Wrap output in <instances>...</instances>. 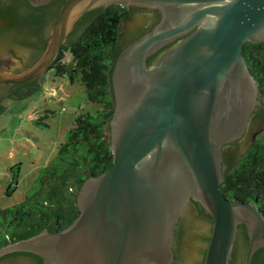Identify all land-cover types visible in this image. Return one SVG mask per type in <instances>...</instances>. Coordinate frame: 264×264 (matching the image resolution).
I'll use <instances>...</instances> for the list:
<instances>
[{"label": "water", "instance_id": "obj_1", "mask_svg": "<svg viewBox=\"0 0 264 264\" xmlns=\"http://www.w3.org/2000/svg\"><path fill=\"white\" fill-rule=\"evenodd\" d=\"M109 4L160 13L156 24L120 51L112 71L113 163L84 181L71 224L9 242L0 257L30 251L46 264H173L177 223L194 198L212 216L203 264H229L239 224L249 237L244 264H251L264 247V217L253 202L227 198L221 183L225 145L232 143L226 149L240 157L264 130L263 121H250L260 93L243 54L245 41L264 39V0H64L46 48L31 66L12 71L32 52L19 45L11 53L0 44V53L19 60L0 65V82L43 77L76 21ZM148 19L135 12L123 34ZM0 264L30 262L16 256Z\"/></svg>", "mask_w": 264, "mask_h": 264}, {"label": "trees", "instance_id": "obj_2", "mask_svg": "<svg viewBox=\"0 0 264 264\" xmlns=\"http://www.w3.org/2000/svg\"><path fill=\"white\" fill-rule=\"evenodd\" d=\"M9 2L12 15L31 27L30 30L38 38L37 41L28 42L35 50L25 67L12 69L19 72L31 66L46 48L49 37L46 9L54 5L51 7L53 22L64 0H51L36 6L31 5L29 0ZM130 15V6L119 4L88 10L76 21L49 66L48 70H52L56 77H66L71 82L79 80L85 89L87 100L96 104L97 108L75 117L73 124L67 129L64 141L59 143L56 155L50 163L41 167L24 200L6 207L0 206V247L44 229L56 231L71 224L80 212L77 195L84 181L90 176L99 175L112 165L109 126L115 108L112 71L120 51L149 30L159 18L158 13L146 28L124 35L121 30L122 23L128 20ZM173 44L152 54L148 63L157 62L162 52ZM65 52L71 55L69 59L65 58ZM243 54L258 81L260 93V103L252 113L250 121L264 122V39L256 42L245 41ZM42 80L43 78L39 80L38 77L23 83L9 84V90L0 94V111L3 109L1 101L4 97L22 99L37 93L42 87ZM50 112L54 111L44 109V114L38 113L35 121L45 123L43 118ZM231 144H226L223 151L221 186L224 195L227 198L235 197L253 202L264 217V130L261 137L253 140L240 157L226 149ZM9 171L11 180L5 193L12 195L18 188L20 163L10 166ZM189 201L196 206L198 213L212 222V216L199 201L194 198ZM184 220V216H181L177 223L175 242L184 231ZM210 232L205 236L206 243ZM248 239L245 224H239L229 264H244ZM205 252L206 247L199 264H203ZM16 256L30 259L31 264H46L39 254L30 251L6 253L0 257V261ZM251 264H264V247L254 252Z\"/></svg>", "mask_w": 264, "mask_h": 264}, {"label": "rangeland", "instance_id": "obj_3", "mask_svg": "<svg viewBox=\"0 0 264 264\" xmlns=\"http://www.w3.org/2000/svg\"><path fill=\"white\" fill-rule=\"evenodd\" d=\"M70 57L69 52H65V58ZM18 62V59L12 60L11 55L0 53L1 66H11ZM41 84L37 93L22 99L4 97L1 101V207L24 200L41 167L50 163L56 155L58 145L64 141L67 129L73 124L75 117L97 108L96 104L87 100L85 89L79 80L71 82L66 77H56L52 70H48ZM44 109L54 112L43 118L46 124L37 123L36 115L44 114ZM17 163H20L18 188L12 195H7L5 191L11 180L9 167ZM183 216L184 231L175 242L174 263L199 264L207 245L205 236L209 234L212 222L198 213L190 202L186 204Z\"/></svg>", "mask_w": 264, "mask_h": 264}, {"label": "flooded vegetation", "instance_id": "obj_4", "mask_svg": "<svg viewBox=\"0 0 264 264\" xmlns=\"http://www.w3.org/2000/svg\"><path fill=\"white\" fill-rule=\"evenodd\" d=\"M49 2H51V0ZM9 3H10L9 0H0V44H2L11 53H15V48L16 46H19V45H23L27 47L28 50L33 53V51L35 50V47L30 45L28 42L37 41L38 40L37 35L30 30L31 27H28L27 25L23 24V21H19L18 17L16 18L12 15ZM30 4L33 5L31 1H30ZM52 6L50 5V7L46 9V13L49 19L47 33L50 31V28L52 25L51 23H53L51 21L53 17V8L51 9ZM130 8H131L130 18H132V15L135 12L141 11V12H145L146 14H148L149 19L147 23L143 26H136L132 28L131 30L128 29L129 33H134L136 32V30H141L142 28H146L152 22V19H154L153 16L159 13L158 10H157L158 12L157 13L155 9H149V8H144V7L130 5ZM159 18H160V13H159ZM158 20L154 24H156ZM123 26H125V21L122 23V27H121L122 34L124 33ZM25 65L26 63L20 66L21 68L20 67L19 68L22 69L25 67ZM42 78L43 77H39V80H41ZM9 84L11 83L0 82V94L5 93L9 90V87H10ZM188 202L191 203V201H188ZM29 262H30V259H29Z\"/></svg>", "mask_w": 264, "mask_h": 264}]
</instances>
